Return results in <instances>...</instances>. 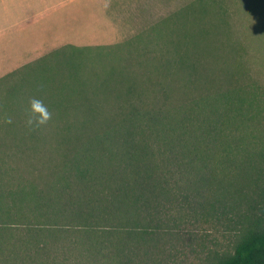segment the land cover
<instances>
[{
  "label": "trees",
  "instance_id": "trees-1",
  "mask_svg": "<svg viewBox=\"0 0 264 264\" xmlns=\"http://www.w3.org/2000/svg\"><path fill=\"white\" fill-rule=\"evenodd\" d=\"M185 27L89 74L68 43L0 76V264H264V86Z\"/></svg>",
  "mask_w": 264,
  "mask_h": 264
},
{
  "label": "rangeland",
  "instance_id": "rangeland-1",
  "mask_svg": "<svg viewBox=\"0 0 264 264\" xmlns=\"http://www.w3.org/2000/svg\"><path fill=\"white\" fill-rule=\"evenodd\" d=\"M199 2L0 0V71L69 43L90 47L83 59L89 74L91 68L99 71L104 64L119 63L136 47L156 46L164 34L177 38L186 22L183 38H191L192 49L204 46L210 62L239 68L243 78H254L264 86V0H202L204 11L208 9L204 16L182 13L185 6ZM163 19L167 27H162Z\"/></svg>",
  "mask_w": 264,
  "mask_h": 264
},
{
  "label": "clouds",
  "instance_id": "clouds-1",
  "mask_svg": "<svg viewBox=\"0 0 264 264\" xmlns=\"http://www.w3.org/2000/svg\"><path fill=\"white\" fill-rule=\"evenodd\" d=\"M32 108L35 110H38L41 113V115L36 118L38 123H43L50 116V113L46 110V108L44 106L41 105V103L39 101L34 100L32 102ZM31 122L32 121L30 118L29 123H31Z\"/></svg>",
  "mask_w": 264,
  "mask_h": 264
},
{
  "label": "crops",
  "instance_id": "crops-1",
  "mask_svg": "<svg viewBox=\"0 0 264 264\" xmlns=\"http://www.w3.org/2000/svg\"><path fill=\"white\" fill-rule=\"evenodd\" d=\"M14 11H15V15H14V16H15V19H17V11H16V8H15ZM10 13H12V11H11ZM14 25H15V30H16V26H17V22H16V20H15V24H14ZM1 33H2V31H1V29H0V34H1ZM0 36H1V35H0ZM0 51H1V49H0ZM0 61H1V54H0ZM6 72H8V71H5V72H1V71H0V76H2L3 73L5 74Z\"/></svg>",
  "mask_w": 264,
  "mask_h": 264
}]
</instances>
